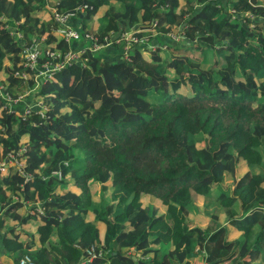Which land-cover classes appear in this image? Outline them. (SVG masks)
Returning <instances> with one entry per match:
<instances>
[{
  "label": "trees",
  "instance_id": "obj_1",
  "mask_svg": "<svg viewBox=\"0 0 264 264\" xmlns=\"http://www.w3.org/2000/svg\"><path fill=\"white\" fill-rule=\"evenodd\" d=\"M83 5L75 20L99 38L139 25L141 34L159 37L182 31L183 47L170 44L166 56L169 49H135L126 61L116 44V58L88 55L84 67L64 66L35 87L13 77L23 57L5 25L19 22L26 41L48 33L52 44L53 15L41 19L44 0H0V72L7 76L0 85L11 95L33 88L50 106L42 121L19 119L0 103V161L24 147L30 174L26 180L10 167L0 177L12 193L0 199L7 207L0 231L6 218L28 219L16 212L24 202L42 207L34 214L40 248L30 251L16 234L9 251L27 252L37 264H82L91 244L103 256L87 264H264V0H60L55 11ZM104 5L103 24L87 28ZM186 45L203 58L185 54ZM58 48L68 45L61 40ZM242 162L248 169L236 179ZM92 184L101 185L97 199ZM201 196L210 206L202 215ZM190 209L198 211L196 224Z\"/></svg>",
  "mask_w": 264,
  "mask_h": 264
},
{
  "label": "built area",
  "instance_id": "obj_2",
  "mask_svg": "<svg viewBox=\"0 0 264 264\" xmlns=\"http://www.w3.org/2000/svg\"><path fill=\"white\" fill-rule=\"evenodd\" d=\"M86 8V5L78 6L76 9L67 12H53V20L56 24V31L59 33L61 40L67 45L66 51L52 50L48 47L45 49L42 45V40L31 37L26 41L22 36L15 22L13 25L6 24L10 36L14 41L21 46L22 62L19 64L20 69L15 70L13 77L22 79L27 83L30 79L35 82V87L39 84L53 79L54 75L60 71L64 66L78 64L85 66L88 60V55L97 56L101 53V49L111 47L113 45H122V58L126 61L130 60L132 50L142 49L146 52H155L158 50H167L172 43L178 42L183 38L182 31H169L161 37L159 32H154L149 35L147 33H140V28L134 26L126 30L113 33L110 32L107 36L99 38L88 31H79L71 24L72 20L78 15V11ZM157 24L156 20L152 25ZM165 38V40H164ZM167 40V41H166ZM34 89L28 87L25 91L18 92L11 95L8 91L0 85V102H3V107L8 112L15 114L19 118L25 119L32 115L38 116L42 120L50 118L49 105H47L41 97H35ZM25 150L21 148L16 154L10 152L8 161L13 162L18 173H20L26 180H29L30 174L24 171L25 162L20 155ZM4 163H1V167ZM56 176L60 179V171H55ZM40 206L36 207V211L42 213ZM85 256L82 260L83 264L90 262L98 257L103 256L101 248H95L93 244L84 249ZM17 264H36L34 259L29 254H24L19 257Z\"/></svg>",
  "mask_w": 264,
  "mask_h": 264
},
{
  "label": "crops",
  "instance_id": "obj_3",
  "mask_svg": "<svg viewBox=\"0 0 264 264\" xmlns=\"http://www.w3.org/2000/svg\"><path fill=\"white\" fill-rule=\"evenodd\" d=\"M59 1L60 0H44V6L45 7H44V12L42 13V16H41V19L43 21L48 22L49 20H51L53 12L57 9L56 6H57ZM185 2H186V0L185 1L180 0V3L183 4V6L185 5ZM105 9H106V5L100 6L97 10L99 12V14L95 15V19H93L92 18L93 16H92L91 19H89L88 21L85 22V24H87V26H89L92 29H98L103 24L102 15H103ZM139 16H140V14H138V17ZM71 24L74 25L79 31H84L82 29L81 23H79L78 20L73 19ZM89 27H87V28H89ZM56 28H57V26L55 25V23L50 28V33L55 37V39L57 40L56 42H53L52 44H47L46 37H47L48 33L43 34L39 38V40H42L41 43H42L44 49L46 47L52 49L53 46H57L58 42L61 41V37H60L59 33L56 31ZM118 46L119 45L116 46V49L120 52L122 50V45L119 47ZM107 48L101 49L100 55L104 56V57H108L110 59L116 58L117 50H115L112 46L110 48L109 47H107ZM52 50H61V49L58 48V49H52ZM103 50H105V51L102 53ZM4 65H6L7 67L11 66V63L7 58L4 59ZM6 77L7 76L3 71L0 72V80H3V82L5 84H7ZM15 92H17V91H15ZM27 139H28L27 136H24L22 138V143H25L27 141ZM0 151H1V148H0ZM245 165L246 164L242 162L243 171L242 172L237 171L236 179L239 178V176H241L246 169H248V167H246ZM10 167H13L15 169L13 162H11V161L6 162L4 160L3 166L2 167L0 166V177H3V175L7 174L10 171L9 170ZM228 178H231V177H227V182H228ZM232 181H233V178H232ZM232 181H231V183H232ZM231 183H228V184H231ZM224 186L225 185L223 184L221 187L223 190H224ZM0 187H1V191H0V199H1L3 196H5L4 190H6L7 187H6V184H4L3 182L0 184ZM57 192L62 193V189L60 187H58ZM90 192H91L92 198L97 199L100 195V192H101V185L100 184H92L90 187ZM77 193H81V191L77 192ZM11 195H12V193L10 191L6 190V196H11ZM17 197L18 196H13L12 201H13V199L17 200ZM38 203H40V202L38 201ZM196 204L198 207V211H200L201 215L203 214L205 208H207V209L210 208V206H206L204 198L202 196L198 198V201ZM215 205H216V207L218 209V213H219V204L216 201H215ZM36 207H38V206H36V204L34 202L26 201V202H24V204L22 206H20V208L22 209L21 211H19L20 213L16 209L17 213L23 214L24 217H28V220H27L28 222L26 225H22V223L18 224V222L13 221V219L9 218V220H8V218H6V227L3 231H0V264H15V259L14 260L8 259L6 254L9 252V245L14 241L16 234H18V236H19L18 239L22 243L29 244V246H30L29 250L34 251V250H37L40 248L39 242L37 240H35L38 237V227H39V221L34 216V214L37 213ZM6 210H7V207L1 208V206H0V217H4V212ZM198 211L194 210V213L192 214V218H189L191 216V211H190L189 216H188V219L190 221L194 222V224H196L198 222V220H197L198 215L196 214ZM201 211H203V212H201ZM222 214L223 213L220 212L219 220L221 222L223 220ZM87 219L91 220L92 216L89 214L87 216ZM222 223L225 224V222H222ZM103 225L104 224H101L100 227L104 231ZM228 228L232 233H234V236L238 235V233L235 232L236 230L233 229L230 225H228ZM23 230H25L26 232ZM21 235L23 236V239H20ZM33 237H34V239H33ZM168 245H169V243H168ZM161 248L164 249V247H162V242H161ZM132 251H133L132 249L129 250V252H132ZM132 253L134 254V251ZM193 261L194 260H192V262Z\"/></svg>",
  "mask_w": 264,
  "mask_h": 264
},
{
  "label": "rangeland",
  "instance_id": "obj_4",
  "mask_svg": "<svg viewBox=\"0 0 264 264\" xmlns=\"http://www.w3.org/2000/svg\"><path fill=\"white\" fill-rule=\"evenodd\" d=\"M183 1H185V0H183ZM230 11H233L231 8L229 9ZM96 14H99V12L98 11H96L95 12V14L93 15V19H95V15ZM246 15H248V13L246 12V13H244V16H246ZM54 21V20H53ZM86 26H87V24H85ZM87 27H89V26H87ZM173 31L175 32V30L173 29ZM107 36V35H106ZM181 40L182 39H180L178 42H176V43H172L171 44V46H175V48H180V46H182L183 47V45H182V42H181ZM181 42V43H180ZM119 46H121V45H119ZM118 46V47H119ZM170 46V47H171ZM187 47L184 49V52H185V54H189L190 52H193L195 55H197L198 56V58L199 59H202L203 58V56H204V53L203 52H198L195 48H192V47H189L188 45H186ZM170 47L168 48L169 50L168 51H166L165 49H164V51H166V52H164L163 53V55L164 56H166V54L167 55H169V52H170ZM114 49H115V47H113ZM135 50V49H134ZM134 50H132L131 52H133ZM178 53V52H177ZM177 55H179V54H177ZM97 56H99L98 54H97ZM194 57V56H193ZM107 59H110V58H108V57H106ZM212 58H213V54H211V53H209V54H207V55H205V58L203 59V62L205 63V68H209L210 66V64H211V60H212ZM125 59V58H124ZM198 60V59H197ZM172 74H174V72L172 71ZM144 163H151V161L149 160V159H146L145 161H144ZM16 169V168H15ZM18 170V168L16 169V171ZM240 177V176H239ZM231 181H232V178H228V182H227V184L228 183H231ZM42 208V207H41ZM22 209L19 207V208H17V211L19 212V211H21ZM42 211V210H41ZM190 211H191V216L189 217V218H192V214L194 213V209L192 210V209H190ZM201 212H203V211H201ZM20 213V212H19ZM21 215V217L23 216V214H20ZM33 219V218H32ZM8 220H9V218H8ZM28 220V219H27ZM25 221L24 223H22V225H26L27 224V222L28 221ZM194 223V222H193ZM23 231H25V230H23ZM26 232V231H25ZM20 239H23V236L21 235L20 236ZM162 239H163V242H162V247H164V248H166V246L168 245V243H167V241H166V239L164 238V237H162ZM23 249H25V247L23 248ZM30 251H32V250H30ZM24 252H22V250H16V251H9L7 254H6V256L8 257V259H10V260H14L15 259V264H17V259H18V257H20L22 254H23ZM25 253H27V252H25ZM202 264V263H200L198 260H194L193 262H192V264Z\"/></svg>",
  "mask_w": 264,
  "mask_h": 264
},
{
  "label": "clouds",
  "instance_id": "obj_5",
  "mask_svg": "<svg viewBox=\"0 0 264 264\" xmlns=\"http://www.w3.org/2000/svg\"><path fill=\"white\" fill-rule=\"evenodd\" d=\"M137 27H139V25H136ZM134 27V26H133ZM130 28H132V27H130ZM176 31H178V30H176ZM61 51H63V50H61ZM66 51V50H65ZM99 56H101L100 54H99ZM55 76V75H54ZM54 78V77H53ZM44 83H46V82H44ZM43 83V84H44ZM42 84V83H41ZM28 88V87H27ZM27 88H23V89H21V92L22 91H25ZM18 92V91H17ZM16 92V93H17ZM15 93V94H16ZM35 97H41V96H37V95H35ZM42 99H43V97H41ZM44 100V99H43ZM45 102V101H44ZM1 104H3V102H0ZM46 103V102H45ZM47 104V103H46ZM48 105V104H47ZM50 107V106H49ZM8 113H10V112H8ZM10 114H12V115H14V116H16L15 114H13V113H10ZM49 115H50V108H49ZM32 116H35V115H32ZM32 116H30V117H28V118H31ZM16 117H18V116H16ZM38 117V116H37ZM19 118V117H18ZM39 118V117H38ZM19 119H22V118H19ZM25 119H27V118H25ZM40 120H42L41 118H39ZM50 118H48L47 120H45V121H48ZM42 121H44V120H42ZM33 124H35V123H33ZM21 148H24V147H21ZM21 148L19 149V150H21ZM19 150L17 151V152H19ZM25 151V150H24ZM11 152H13V153H15L14 151H11ZM10 154V153H9ZM9 154H8V156H9ZM16 154V153H15ZM22 155V154H21ZM20 155V157H22ZM8 156H7V159H5V161L6 162H8ZM23 160H24V158H23ZM24 162H25V160H24ZM1 163H4V161L2 160L1 162H0V165H1ZM54 174H55V172H54ZM61 177H62V175H61ZM58 178V177H57ZM59 179V178H58ZM61 179V178H60ZM133 250V249H132ZM24 254H28V253H23L22 255H24ZM21 255V256H22ZM20 256V257H21ZM31 256V255H30ZM32 257V256H31ZM33 258V257H32ZM83 258H84V256H82V260H83ZM18 259H19V257H18ZM18 259H17V262H18ZM82 260H81V263H82ZM35 261V260H34ZM91 262V261H90ZM87 263H89V262H87ZM86 263V264H87ZM37 264V263H36ZM83 264V263H82Z\"/></svg>",
  "mask_w": 264,
  "mask_h": 264
},
{
  "label": "water",
  "instance_id": "obj_6",
  "mask_svg": "<svg viewBox=\"0 0 264 264\" xmlns=\"http://www.w3.org/2000/svg\"><path fill=\"white\" fill-rule=\"evenodd\" d=\"M47 245H48V243H47ZM134 259H135V257H133Z\"/></svg>",
  "mask_w": 264,
  "mask_h": 264
}]
</instances>
